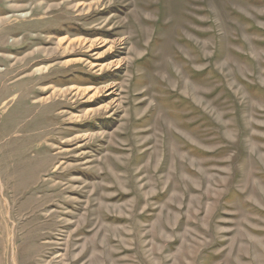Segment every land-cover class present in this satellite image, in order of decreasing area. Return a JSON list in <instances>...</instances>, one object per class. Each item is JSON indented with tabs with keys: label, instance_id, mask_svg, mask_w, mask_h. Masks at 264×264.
I'll return each mask as SVG.
<instances>
[{
	"label": "rangeland",
	"instance_id": "1",
	"mask_svg": "<svg viewBox=\"0 0 264 264\" xmlns=\"http://www.w3.org/2000/svg\"><path fill=\"white\" fill-rule=\"evenodd\" d=\"M0 264H264V0H0Z\"/></svg>",
	"mask_w": 264,
	"mask_h": 264
},
{
	"label": "bare ground",
	"instance_id": "2",
	"mask_svg": "<svg viewBox=\"0 0 264 264\" xmlns=\"http://www.w3.org/2000/svg\"><path fill=\"white\" fill-rule=\"evenodd\" d=\"M63 40H64V39H60L59 41L62 42ZM60 42H59V43H60Z\"/></svg>",
	"mask_w": 264,
	"mask_h": 264
}]
</instances>
